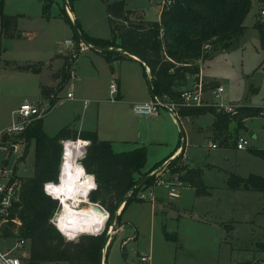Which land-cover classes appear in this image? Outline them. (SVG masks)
<instances>
[{
  "label": "rangeland",
  "instance_id": "1",
  "mask_svg": "<svg viewBox=\"0 0 264 264\" xmlns=\"http://www.w3.org/2000/svg\"><path fill=\"white\" fill-rule=\"evenodd\" d=\"M126 1L147 19L159 18L163 0ZM65 4L66 0H54L45 13L42 0H5V11L18 14L19 33L5 40V48L0 53L1 125L12 122V111L22 102L49 101L42 93V85H54L61 80L55 73L68 57L75 61L72 75L60 90V99L44 115L45 131L54 135L67 124L96 129L99 137L112 140L118 151L143 143L149 148L144 170L149 169L180 141L179 122L164 105L160 108V117L154 120L135 112L134 103L141 102L138 100L146 87V93L149 92L148 75L141 62L108 58L89 46L78 49L80 42L74 17L89 35L111 38L107 1L73 0L72 22L62 13ZM262 6L264 2L253 0L245 19L246 29L231 47L214 49L208 57L199 60L203 76L225 87L215 99L219 102L264 106V34L255 26L256 20L261 19ZM68 38L74 40L72 46L66 44ZM25 64H31L35 70L22 69ZM115 76L121 78V99L111 90ZM193 80L194 76H190L186 87ZM70 91L73 98L66 97ZM167 114L173 119L171 127L162 118ZM214 119L211 110L190 121L181 118L186 132L181 137V147L185 146L188 164L203 168L210 193L198 194L194 186L181 181L168 169L160 172L158 178L176 183L179 197L170 199L168 189L156 185L157 180L149 188H141L147 194L153 190L155 198L143 200L136 194L139 200L131 199L120 220L116 219L106 250L107 264H264V195L260 191L227 188L230 172L242 176L264 174V159L250 150L251 146L264 147V115L261 112L246 117V126L232 119L226 142L215 134ZM239 128L250 141L244 149H238L235 144V137L241 135ZM210 142H217L218 146ZM35 149L36 142L32 139L27 151L26 144H21V154L15 153L10 158V167L18 176L34 173ZM82 150L83 147L77 152L79 163ZM183 162L187 163L185 159ZM79 178L83 179V175ZM69 203L75 205L73 201ZM77 204L80 210H88L81 202ZM106 229L109 233L110 225ZM82 234L91 233L81 232L77 239ZM16 243L14 237L0 238L3 250L19 254L20 250L13 248ZM143 255L149 261L142 262Z\"/></svg>",
  "mask_w": 264,
  "mask_h": 264
},
{
  "label": "trees",
  "instance_id": "2",
  "mask_svg": "<svg viewBox=\"0 0 264 264\" xmlns=\"http://www.w3.org/2000/svg\"><path fill=\"white\" fill-rule=\"evenodd\" d=\"M53 1L42 0L45 13L49 12ZM72 1L69 0L71 10ZM106 1L112 28L111 38L91 36L79 23L81 34L92 44L90 47L108 58L133 57L122 51L102 50L110 46L121 47L137 55L143 62L146 74L148 75L147 67L152 74L153 91L161 98L173 100H179L189 77L200 72V59L208 57L214 49L231 47L234 40L244 33L245 19L253 3V0H171L162 6L159 19L149 20L140 10L129 7L126 0ZM258 1L264 2V0ZM62 13L72 22L66 4L62 7ZM255 26H258L264 34V20L258 18ZM18 33V14L6 12L5 0H0V53L5 48L4 38L14 37ZM76 34L80 42L81 37L77 29ZM73 61L68 57L65 58L63 65L55 73L57 77L61 76L57 84L42 85V93L49 99L51 108L60 99L59 92L72 75L71 68L75 62ZM21 67L24 70H35L31 64ZM217 84L215 80H210L205 86L213 87ZM208 110L215 114L212 124L215 133L222 136L223 142H226L232 119L238 121L241 126L245 117L260 114L264 106L243 103L234 113L218 111L216 107L210 105L181 106L179 120L181 122L182 117L193 118ZM43 118L35 119L20 134L27 142L26 151L32 139L36 142L34 173L21 176L19 198L13 211L21 224L12 223L4 227L1 237L24 239L28 251L26 260L31 263L101 264L107 229L98 235L82 234L77 240L68 241L51 223L59 210V201L45 194L44 183L59 180L63 155L62 141L77 137L91 140L86 154L80 161L87 172L95 175L98 187L89 197L91 201L102 204L110 212L108 228L112 217L137 181L160 167L165 160L144 170L147 162L145 145L118 151L114 148L113 141L100 138L97 130L78 129L72 124L64 125L56 134L50 135L44 129ZM181 134L184 136L183 126ZM181 140L182 138L177 149L181 146ZM236 142L235 137V144ZM184 148L172 158L166 169L181 181L194 186L198 194H209L203 178V168L183 162ZM250 150L264 159V147L251 146ZM138 175L140 177H137ZM159 175L160 173L153 175L132 192L124 202L121 213L117 214V220H120L130 200L138 199L137 195L141 188L151 186ZM60 184L61 181L57 186ZM227 188L260 191L264 195V174L251 173L242 176L237 172H230L227 176ZM106 261L107 258L105 263Z\"/></svg>",
  "mask_w": 264,
  "mask_h": 264
},
{
  "label": "built area",
  "instance_id": "3",
  "mask_svg": "<svg viewBox=\"0 0 264 264\" xmlns=\"http://www.w3.org/2000/svg\"><path fill=\"white\" fill-rule=\"evenodd\" d=\"M171 0H163L162 6L166 2H170ZM261 19L264 20V7L261 9ZM66 44L72 46L74 44V40L72 38L66 39ZM89 45L84 42L80 41L78 44V49L83 50L86 49ZM90 47V46H89ZM148 71L149 68H148ZM207 80L202 74V70L195 75V78L192 84L182 91L179 100L173 99H164L161 102L156 96L147 101L135 102L134 103V110L139 114H157L160 112V108L162 105L168 106L170 111L180 117L179 108L181 106H214L218 111L223 110L229 113H234L237 111L238 104L231 103V104H224L223 102H219L215 99L221 96V94L225 91V87L222 84H217L213 87H206ZM111 90L112 92H116L118 90V84L116 79H113L111 83ZM67 98H73V92H68ZM88 103V99H85V104ZM51 109V104L49 101H40V102H29L24 101L22 102L17 108L13 109L12 111V122L9 125L2 126L0 122V238H9V237H1V231L4 227L14 223V224H21L20 219L14 215L13 211L15 208V204L19 198V192L21 189V176L16 174V171L10 167V158L15 153H20L21 144H27L26 140L20 136V134L32 123L35 119L44 117L46 113L49 112ZM264 115V110L262 111ZM189 117H187L188 119ZM0 119H1V97H0ZM77 139L86 140L91 143L90 139H84L81 137L77 138H66L63 140V155L61 160V167H60V175L58 181H46L52 182L55 186L61 180V172H62V165L64 162V153H65V144L73 143ZM89 143V144H90ZM211 143V142H210ZM250 143L249 139L244 135H239L237 138L236 146L239 148H244ZM212 146H218L217 142H212ZM87 145L83 147L82 152H87ZM82 157H80L81 159ZM81 162V161H80ZM84 170L86 173L91 174L93 176V181L96 184V188L91 189L85 199L87 202H83L82 205L86 206H99L101 210L107 213V221L105 222L104 229L99 232H103L107 225V222L110 218V212L100 203L93 202L90 200V193L93 190L97 189V181L95 179L94 173H89L86 171L85 167ZM45 182V183H46ZM44 183V184H45ZM156 185H164L168 189L170 199H177L180 195L178 187L176 183L172 179H165L164 177H160L156 181ZM149 188V187H148ZM140 199H154L155 193L152 190L149 194L143 192L138 193ZM52 197V196H51ZM59 201V210L63 209L64 204L61 203L60 198H54ZM71 202V201H70ZM82 203V202H81ZM56 213L55 215H57ZM56 217V216H54ZM92 234V233H91ZM96 235V234H94ZM26 241L24 239L17 240L15 250H20L19 254L13 253L11 250L5 251L0 247V264H54L52 262H36L31 263L26 258L28 257V251L25 250ZM142 262L149 261V257L143 255L141 257Z\"/></svg>",
  "mask_w": 264,
  "mask_h": 264
},
{
  "label": "bare ground",
  "instance_id": "4",
  "mask_svg": "<svg viewBox=\"0 0 264 264\" xmlns=\"http://www.w3.org/2000/svg\"><path fill=\"white\" fill-rule=\"evenodd\" d=\"M68 144H67V150L70 153V155L66 158L67 164L65 165L66 170L63 171V182L60 180L61 184L57 186L64 188V191L61 193V196L65 197V202L63 209L59 211L60 213L58 212L56 217L59 215H66L69 221H78L80 223H83L84 221H91L94 217L96 219H99L105 214V212L99 210L94 205L91 206L83 205V207L88 208V210H84V211L78 208L79 204L77 203L82 202L81 204H83V202H87V200L84 198L87 196V192L90 190L87 189L86 181H88L89 177L93 178V176L91 174L86 173L84 170L83 179L79 178V175L81 174H79L78 168L81 166L83 167L82 163L81 162L79 163L78 155H77V152L80 148L77 149L76 145L73 143H71L73 145L71 144L68 145ZM64 164H65V159L63 165ZM70 201H73L75 205L69 203ZM65 204L67 205L66 208H65Z\"/></svg>",
  "mask_w": 264,
  "mask_h": 264
},
{
  "label": "clouds",
  "instance_id": "5",
  "mask_svg": "<svg viewBox=\"0 0 264 264\" xmlns=\"http://www.w3.org/2000/svg\"><path fill=\"white\" fill-rule=\"evenodd\" d=\"M62 143H65V142L62 141ZM89 143H90L89 141L80 140V139H77L75 141V145H76L77 149H79L81 147H86L87 145H89ZM85 154H86L85 152L79 153L80 157H83ZM69 155H70V153L67 150V144H65V153H64L65 164L62 165V175H61V181L62 182H63V171L66 170L65 169V165L67 164L66 158ZM78 172H79V174L83 175L84 169L82 166L78 168ZM86 183H87V189L88 190L96 188V184L94 183L93 178L89 177L88 181H86ZM63 191H64L63 187H57L52 182H46L44 184L45 194L50 195L53 198H60L62 204H64V202H65V197L61 196V193ZM66 207H67V205L65 204V208ZM106 219H107V213H105L99 219H96L94 217L91 221H84L83 223H80L78 221H69L68 217L66 215H59L57 217H53V219L51 220V223H53L58 228V230L62 233V235H64L66 240L72 241V240H76L78 235L81 232H89V233L98 235L101 228H102L103 221H105ZM93 224H98L100 226L99 227H93L92 226Z\"/></svg>",
  "mask_w": 264,
  "mask_h": 264
},
{
  "label": "crops",
  "instance_id": "6",
  "mask_svg": "<svg viewBox=\"0 0 264 264\" xmlns=\"http://www.w3.org/2000/svg\"><path fill=\"white\" fill-rule=\"evenodd\" d=\"M6 7V6H5ZM264 6H262L261 8H260V10L263 8ZM161 10H162V2H161V6H160V11H159V18H160V13H161ZM8 13H12V12H8ZM69 13H70V15H71V11H69ZM141 14H142V12H141ZM145 17V16H144ZM146 18V17H145ZM158 18V19H159ZM147 19V18H146ZM9 39L10 38H13V37H8ZM8 38H4V40H3V45H4V42H5V40L6 39H8ZM5 47V46H4ZM117 48H121V47H117ZM116 51H118V50H116ZM120 52V51H119ZM123 52V51H122ZM101 53V52H100ZM126 53V52H125ZM129 54V53H128ZM133 57H130V56H124V57H121V58H131V59H135V60H138L139 62H141V64L143 65V62L141 61V59L137 56V55H134V54H131ZM75 63V62H74ZM143 67H144V65H143ZM144 70H145V68H144ZM147 70H148V67H147ZM201 70H202V68H201ZM194 76V78H195V75H193ZM114 79H116V81H117V84H118V90L116 91L117 93H118V95H117V97L119 98V99H121L123 96H122V94H121V91H120V83H121V78L119 77V76H115V78ZM207 80V79H206ZM207 81H210V80H207ZM148 83H149V79H148ZM192 84V83H191ZM190 84V85H191ZM218 84H219V82H218ZM189 85V86H190ZM188 87V86H187ZM186 88V87H185ZM146 90H147V87H146ZM146 90H145V93H143V96H142V98L141 99H139L138 101H147V100H149V99H152L153 98V94H152V91H151V88H150V84H149V92L148 93H146ZM86 99V98H85ZM85 99H84V103H85ZM241 103H245V102H241ZM247 104H250V103H247ZM86 105V104H85ZM255 105V104H254ZM134 106V105H133ZM137 113V112H136ZM137 114H139V113H137ZM160 112L159 113H157V114H139L140 116H144L145 117V119H149V120H154V119H156V118H159L160 117ZM215 115V114H214ZM166 122H167V124L169 125V127H171V126H173V125H171V121L173 122V119L171 120V115H169V114H167V116H163L162 117ZM176 118V117H175ZM187 121H190V120H192V118L191 117H189L188 119L187 118H185ZM176 120H177V118H176ZM215 120V119H214ZM245 120H246V117H245V119L243 120V122H245ZM174 124V123H173ZM231 125H232V122L230 123ZM230 124H229V127H228V130L229 131H231L230 129ZM245 124V123H244ZM243 124V125H244ZM244 126H246V125H244ZM184 127V126H183ZM185 128V127H184ZM78 129H86L85 127H78ZM238 129V128H237ZM96 130V129H95ZM175 130V127H173V129H172V131H174ZM227 130V131H228ZM233 130V129H232ZM186 132L184 131V135H186L185 134ZM216 134V133H215ZM239 134H241V132H240V128H239ZM217 135V134H216ZM242 135V134H241ZM181 137H182V134H181V130H180V139H181ZM255 137H256V135H255ZM179 139V140H180ZM178 143H179V141H178ZM178 143H177V145L170 151V152H167L166 154H164L162 157H160L159 159H157L156 161H155V163L151 166V167H153L156 163H158V162H160V161H162V160H165V161H167L168 159H170V158H172V157H174V155H177L178 153H180L182 150H183V148L180 146L178 149H177V147H178ZM113 145H114V143H113ZM138 145H145V144H143V143H139ZM137 145V146H138ZM146 146V145H145ZM185 147V146H184ZM237 147V146H236ZM146 148H147V146H146ZM238 149H244V148H239V147H237ZM169 151V150H168ZM148 153H149V148H147V156H148ZM184 159H185V161H187V163H188V158H187V156L185 155V148H184ZM183 159V160H184ZM164 161V162H165ZM190 165V164H189ZM190 166H195V165H190ZM151 167H149V169L151 168ZM167 168V167H166ZM162 172H164V171H162ZM123 206H124V203L123 204H121V206H120V208H119V210L117 211V214H119L121 211H122V208H123ZM122 227V226H121ZM119 229H120V227H119ZM104 264H106L105 262H104Z\"/></svg>",
  "mask_w": 264,
  "mask_h": 264
},
{
  "label": "water",
  "instance_id": "7",
  "mask_svg": "<svg viewBox=\"0 0 264 264\" xmlns=\"http://www.w3.org/2000/svg\"><path fill=\"white\" fill-rule=\"evenodd\" d=\"M66 6L68 7V9L73 12L71 10V7H70V4H69V0H66ZM74 23H75V27L78 31V33L80 34V37H81V40L86 42L89 46H92V44L89 42V40H87V38L85 36H83L81 34V30H80V27H79V22L78 20L74 17ZM118 50V51H123V52H126V53H129V54H133L132 52H130L129 50L127 49H124V48H113V47H109V48H103L102 50L103 51H109V50ZM135 55V54H134ZM148 79H149V84H150V88H151V91H152V94L153 96L156 98H158L161 102H163V98H161L160 96H158L154 91H153V84H152V74L150 71H148ZM175 117L177 118V121L179 122L180 124V127H181V130H182V125H181V122L179 120V117H177L175 115ZM184 135V134H183ZM176 156V155H174ZM173 158V157H172ZM172 158L168 159L167 161H165L160 167L156 168L155 170L149 172L148 174H146L145 176H143L141 179H139L136 183V185L131 189V191L127 194V196L125 197L124 201L122 202V204L129 198V196L132 194V192L137 188V187H140L143 185L144 182H146L149 178H151L153 175L157 174V173H160L162 172L163 170L166 169L167 165L169 164V162L172 160ZM96 208H98L99 210H101V208L99 206H95ZM102 211V210H101ZM116 218H117V213L114 214V216L112 217L111 219V223H110V231L109 233L107 234V238H106V242H105V247H104V251H103V257H102V263L101 264H104L105 262V254H106V250H107V246L109 245L110 243V240H111V233L112 231H114V227H115V223H116Z\"/></svg>",
  "mask_w": 264,
  "mask_h": 264
}]
</instances>
